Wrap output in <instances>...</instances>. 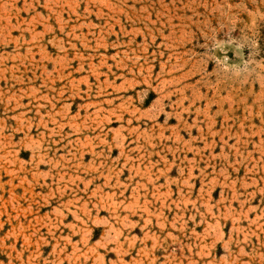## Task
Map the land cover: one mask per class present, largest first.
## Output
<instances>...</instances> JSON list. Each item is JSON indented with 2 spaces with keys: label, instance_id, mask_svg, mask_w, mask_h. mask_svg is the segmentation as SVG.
Masks as SVG:
<instances>
[{
  "label": "rangeland",
  "instance_id": "rangeland-1",
  "mask_svg": "<svg viewBox=\"0 0 264 264\" xmlns=\"http://www.w3.org/2000/svg\"><path fill=\"white\" fill-rule=\"evenodd\" d=\"M0 264H264V0H0Z\"/></svg>",
  "mask_w": 264,
  "mask_h": 264
}]
</instances>
